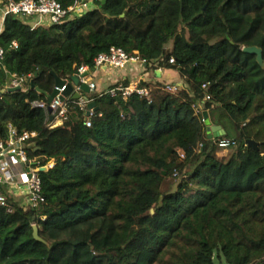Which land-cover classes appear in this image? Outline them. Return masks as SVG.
Wrapping results in <instances>:
<instances>
[{
  "label": "trees",
  "instance_id": "trees-1",
  "mask_svg": "<svg viewBox=\"0 0 264 264\" xmlns=\"http://www.w3.org/2000/svg\"><path fill=\"white\" fill-rule=\"evenodd\" d=\"M252 2L94 0V10L61 25L5 19L0 90L13 75L30 78L0 93V142L11 130L36 133L26 153L44 201L32 207L6 195L0 264H213L216 254L264 264V70L243 52L261 45L246 30L264 0L256 11ZM112 47L178 71L183 89L142 83L150 95L127 100L85 94L92 116L71 109L50 128L33 103L48 102L53 72L71 80ZM205 112L226 131L218 138L236 142L230 155L218 157ZM248 140L259 150L243 146Z\"/></svg>",
  "mask_w": 264,
  "mask_h": 264
},
{
  "label": "built area",
  "instance_id": "built-area-1",
  "mask_svg": "<svg viewBox=\"0 0 264 264\" xmlns=\"http://www.w3.org/2000/svg\"><path fill=\"white\" fill-rule=\"evenodd\" d=\"M96 8L94 0H75L74 4L69 7H64L57 0H0V35L4 29V22L7 17H14L23 20L24 22L32 25L34 28L37 27H50L52 25H61L68 20L83 16L90 11ZM14 48H18L16 42L13 43ZM5 51L0 45V63L4 60ZM168 64H175V59L170 58ZM133 65L139 66L141 69L146 70L148 66H153L157 70H160L162 66L157 62H152L148 64L145 60H142L137 54L129 55L121 48L112 47L108 54H101L95 60L96 70L101 67H110L121 72H127L131 69ZM91 70L88 66H82L78 70L77 76L81 77L85 73H89ZM88 74V75H89ZM88 77V76H87ZM87 77L81 78V84H88L91 91L96 89V84L89 82ZM30 76L19 77L16 75L12 76V79L7 83L3 90H0V93L5 92L9 88L13 87H26L29 82ZM139 78L135 83L129 84L127 86L117 85L107 89L102 94H108L111 97L121 96L124 100H127L133 94H138L141 96H149L151 89L142 87L144 82ZM68 82L70 79H64ZM184 86H176L173 84L166 85L163 89L169 93H176L180 89H183ZM66 86L63 88L55 87L54 90H58V94L52 100L51 103L45 101H35L33 106L35 108H40L45 111L47 115L48 126L50 128L63 126L68 118L69 111L81 110L87 111L88 105L92 100H85L83 98V92L80 89V86H76L73 94L80 93L81 98L79 100H72V96L64 97L63 93L66 90ZM203 88H207V85H204ZM207 100H211V96L207 95ZM198 110H201L198 108ZM93 115L91 110L90 116ZM92 123L90 120L86 121V126L91 127ZM36 137V133L24 132L22 135L18 136L14 130L10 132V139L6 142H0V187L3 185L16 186L17 191H24L27 195V202L25 205L37 207L41 202L44 201L42 195L41 179L39 177L38 168H33L30 166L31 161L27 157L26 153V142L31 138ZM217 145L221 157H225L228 151L232 150L236 146V142L233 139L229 138H214L212 139ZM202 148V145H199V149ZM8 157L17 158L20 163L27 164L30 166L27 179L21 183H15L16 173L12 169V165L8 160ZM181 159L185 158L183 153L180 154ZM49 168L53 167V163L48 165ZM178 172L174 173V177H177ZM7 196L3 193H0V208H6L8 206Z\"/></svg>",
  "mask_w": 264,
  "mask_h": 264
},
{
  "label": "crops",
  "instance_id": "crops-1",
  "mask_svg": "<svg viewBox=\"0 0 264 264\" xmlns=\"http://www.w3.org/2000/svg\"><path fill=\"white\" fill-rule=\"evenodd\" d=\"M33 27V24L31 25ZM142 79L143 83H148L152 87L162 86L165 87L166 85H176V86H184L185 81L180 76L179 72L173 69L165 68L164 66L161 67L160 70H157L153 66H148L146 70L141 69L137 65H133L130 70L127 72H121L119 70L112 69L110 67H101L96 70H93L88 75L87 79L89 82H93L96 84V89L91 91L90 94H102L107 89L117 86L123 85L127 86L129 84L135 83L139 78ZM150 89V88H149ZM211 126H220L212 122L210 119ZM222 127V126H220ZM222 130L224 128L222 127ZM225 131V130H224ZM12 165V169H14L16 173L15 183H21L27 179L29 167L27 164L20 163L17 158L8 157ZM0 190L3 194L7 195L9 198L20 201L23 205L27 202V195L24 191H17L16 186L11 185H3L0 187Z\"/></svg>",
  "mask_w": 264,
  "mask_h": 264
},
{
  "label": "water",
  "instance_id": "water-1",
  "mask_svg": "<svg viewBox=\"0 0 264 264\" xmlns=\"http://www.w3.org/2000/svg\"><path fill=\"white\" fill-rule=\"evenodd\" d=\"M108 0H102V5L106 4ZM122 17H124V15H122ZM243 52L245 54H249V55H255L256 56V60L258 62V64L264 68V58H263V50L260 47L257 46H249V47H244L243 48ZM88 72L83 74L81 77L79 76H73L71 77V80L68 82L67 80H64L62 78H60L55 72H53V75L55 76L56 79V85L55 87L58 88H63V87H67L65 92L63 93L64 97H70L76 86H80L81 91L84 94H90L91 90L88 86V84H81V78L87 77L88 76ZM32 88H34L32 86ZM22 90V87L18 86V87H13V88H9L8 91L9 92H15V91H20ZM38 92H40V90L37 89ZM58 94V90H54V92L52 93V95L49 96L48 98V102L51 103L52 100L56 97V95ZM72 98L74 100H79L81 98V94L80 93H75L73 94ZM95 107V103L92 101L89 103L88 105V116H90L91 110H93V108ZM204 119L207 125V135H208V139L212 140L214 138H218L221 136H225L226 135V131L222 130V127L220 126H211L209 118H208V114L205 112L204 113ZM243 146H247V147H251L254 148L255 150H259V144L253 140H248L245 141L243 143ZM35 238L39 241H42V239L39 236L38 233V228L35 226Z\"/></svg>",
  "mask_w": 264,
  "mask_h": 264
},
{
  "label": "rangeland",
  "instance_id": "rangeland-1",
  "mask_svg": "<svg viewBox=\"0 0 264 264\" xmlns=\"http://www.w3.org/2000/svg\"><path fill=\"white\" fill-rule=\"evenodd\" d=\"M261 0H254V2L251 3V9H253L252 11H256V8H258V6L261 5ZM250 9V10H251ZM248 12H251L248 10ZM245 14V13H244ZM252 17L254 18V20L251 23H255L254 27H250L249 29L246 30V34L252 35V38L254 39L255 43L261 44V45H257V47L262 48V50L264 49V11L261 12L258 11V13L256 15H252ZM251 17V18H252ZM240 18V14H237L236 19ZM257 29H256V28ZM255 28V30H254ZM170 47H173V42L170 44ZM246 47V46H244ZM264 70V68H262ZM83 98L85 100H88V97H86V95L83 93ZM214 120L216 121L217 118L214 117ZM233 149L228 151L226 154L230 155L232 153ZM221 154L220 152L218 153V157L221 158ZM213 264H227L225 257L223 255L218 256L217 254L214 257L213 260Z\"/></svg>",
  "mask_w": 264,
  "mask_h": 264
}]
</instances>
